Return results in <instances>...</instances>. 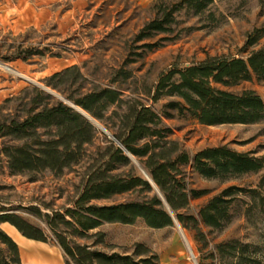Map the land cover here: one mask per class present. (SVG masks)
<instances>
[{
  "label": "trees",
  "instance_id": "16d2710c",
  "mask_svg": "<svg viewBox=\"0 0 264 264\" xmlns=\"http://www.w3.org/2000/svg\"><path fill=\"white\" fill-rule=\"evenodd\" d=\"M215 1L181 0L171 9L159 5V16L140 29L136 40L171 30L178 11L186 9L201 14ZM260 7L264 13V0H260ZM262 38L264 24L254 28L245 46L255 45ZM36 54L44 53L41 49H26L16 57L28 60ZM76 69L74 65L52 74L46 78L47 86L63 93L60 86L65 82L64 77ZM253 76L264 80V45L247 57L210 56L172 69L160 77L152 99L177 97L178 100L166 106L180 114L187 113L205 125L258 123L264 120V97L253 89L239 93L226 89ZM31 88L33 96L27 114L0 121V137L8 139L3 141L0 154L4 155L11 174L28 173L31 181H36L44 171L61 176L80 164L88 156L87 146L96 140L99 132L89 116L113 130L114 139L105 138L96 161L88 167L84 189L72 207L64 211L53 209L51 213H43L37 206L25 207L45 218L55 243L63 251L65 264L155 263L158 256L143 243H136L132 251L116 250L117 245L108 243L106 233L99 230L105 223L134 224L142 220L149 227L164 228L178 220L184 228L196 230L198 241L206 242L200 222L216 229L230 223L232 206L240 193L251 198L247 207L249 215L257 207L264 208L262 175L256 188L229 186L210 198L198 216L186 214L184 210L190 199L204 196L207 190L189 188L183 171L191 166L205 178L229 180L261 171L264 155L238 151L227 144L190 154L168 139L172 129L162 125L161 115L152 106L134 101L120 114L118 108L124 99L121 90L114 87L91 90L76 97L65 95L70 102L57 99L40 87ZM114 115L120 117L119 125L113 122ZM165 115L170 113L165 111ZM116 126L118 129H114ZM131 156L137 158L149 177L139 172ZM123 168L122 173H115ZM136 190L143 194L142 200L93 203ZM22 207L0 200V264H23L19 245L1 228L4 222L14 225L30 239L49 242L44 229L11 212ZM200 264H264V244L238 238L219 242L202 257Z\"/></svg>",
  "mask_w": 264,
  "mask_h": 264
},
{
  "label": "rangeland",
  "instance_id": "374dc122",
  "mask_svg": "<svg viewBox=\"0 0 264 264\" xmlns=\"http://www.w3.org/2000/svg\"><path fill=\"white\" fill-rule=\"evenodd\" d=\"M181 0H0V121L27 114L33 86L70 102L65 95H82L91 90L114 87L122 92L125 113L134 101H141L158 112L162 125L172 129L169 140L176 141L190 154L213 146L229 145L238 151L264 155V120L253 124L205 125L189 114H180L166 105L177 97L152 96L160 77L175 68L200 62L210 56L247 57L264 45L245 46L254 28L264 24L260 0H217L201 14L183 9L175 14L171 30L137 41L140 29L159 16V5L171 9ZM26 49H41L43 55L30 59L16 56ZM77 66L64 77L62 92L47 86L46 78L67 67ZM77 77V80L75 78ZM58 81V80H57ZM29 88L30 90L24 91ZM233 92L253 89L264 97V80H250L227 87ZM165 111L170 116L165 115ZM98 129L96 140L87 146L88 156L78 165L57 176L50 171L31 181V174H11L0 154V200L22 208L11 212L44 229L49 243L56 244L45 218L25 207L37 206L43 213L72 207L85 186L88 167L104 145L113 138V130L89 116ZM116 125L120 117H113ZM114 129H118L117 126ZM0 137V148L3 141ZM118 145H120L117 142ZM132 157L139 172L148 177L137 158ZM119 169L115 173H122ZM189 188L206 189L207 194L191 198L184 210L198 216L200 208L223 189L236 185L256 188L264 168L238 178H205L191 166L183 168ZM143 194L129 191L96 204H113L142 200ZM249 195L240 193L232 206L233 218L221 229L199 227L206 242H200L196 230L184 228L175 220L173 226L152 228L142 220L134 224L105 223L99 228L116 250L132 251L136 243L150 247L158 256L154 264H200L202 257L216 243L238 238L244 242L264 244V208L247 213ZM109 250L108 248H104ZM57 257V256H56ZM57 260L60 262L59 258ZM61 264V262H60Z\"/></svg>",
  "mask_w": 264,
  "mask_h": 264
},
{
  "label": "crops",
  "instance_id": "0c3cea01",
  "mask_svg": "<svg viewBox=\"0 0 264 264\" xmlns=\"http://www.w3.org/2000/svg\"><path fill=\"white\" fill-rule=\"evenodd\" d=\"M1 228L19 245L23 264H65L63 251L58 244L30 239L9 222L2 223Z\"/></svg>",
  "mask_w": 264,
  "mask_h": 264
},
{
  "label": "water",
  "instance_id": "95a60500",
  "mask_svg": "<svg viewBox=\"0 0 264 264\" xmlns=\"http://www.w3.org/2000/svg\"><path fill=\"white\" fill-rule=\"evenodd\" d=\"M75 106V105H74ZM144 172L146 173V175L149 177L148 173L144 170Z\"/></svg>",
  "mask_w": 264,
  "mask_h": 264
}]
</instances>
